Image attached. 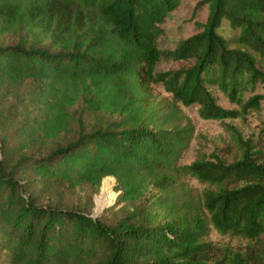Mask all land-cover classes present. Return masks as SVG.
I'll return each mask as SVG.
<instances>
[{
    "label": "trees",
    "instance_id": "1",
    "mask_svg": "<svg viewBox=\"0 0 264 264\" xmlns=\"http://www.w3.org/2000/svg\"><path fill=\"white\" fill-rule=\"evenodd\" d=\"M183 1L0 0V36L15 37L0 44V88L37 85L29 99L43 140L79 126L40 156L0 138V251L10 264H223L207 263L211 228L264 235V160L250 140L229 127L232 161L212 152L181 164L194 135L181 106L219 121L260 110L263 96L244 95L264 84V0L198 2L205 22L167 54L183 68L157 73L161 26ZM224 24L233 36L219 32ZM157 84L170 99L153 97ZM211 88L239 110L220 107ZM77 103L91 126L74 120ZM107 177L119 195L100 216L55 196L98 192ZM188 177L209 189L196 194Z\"/></svg>",
    "mask_w": 264,
    "mask_h": 264
},
{
    "label": "rangeland",
    "instance_id": "2",
    "mask_svg": "<svg viewBox=\"0 0 264 264\" xmlns=\"http://www.w3.org/2000/svg\"><path fill=\"white\" fill-rule=\"evenodd\" d=\"M200 1H183L175 11L168 15L165 23L161 26V34L157 44L163 55L156 68L157 73L176 72L183 68L184 63L175 62L167 54L172 52L180 41L195 34L199 30L198 24L205 22L208 8L207 5L197 7ZM219 32L226 38L233 36L226 24L222 26ZM9 39L15 40V37L0 36V44L8 43ZM262 65L264 68V60ZM32 87L37 88V85L26 81L16 90L0 88V138L6 135L10 138L12 146L24 145L28 153L33 156H40L56 143L61 144L73 140L79 126L77 122H74L71 128L58 138L43 140V134L39 128L42 118L35 104L29 99V91L33 90ZM152 90L156 100L170 99V95L161 84L153 86ZM210 90L220 107L227 110H239V107L230 103L217 88ZM253 95L264 97V84H258L253 91L246 93L244 100ZM181 109L194 126L193 139L181 159L182 165H188L204 154L208 155L212 152H216L228 162L237 157V146L233 134L228 129L229 127L236 129L243 139L250 140L262 152V159L264 160V99L259 111L251 110L242 117L224 121L201 119L198 116L197 105L181 106ZM71 112L74 115V120L82 122L86 127L91 126L94 122L86 110L84 113H80L79 103L74 106ZM86 127L85 129H87ZM112 181L109 183V191L106 196L101 195V187L98 192L93 193L91 188L86 185L78 186L74 190L63 189L56 192L55 196H59L61 202L70 208H87L90 210L91 216L97 217L116 203L119 193L114 191L115 179L112 178ZM185 181L196 194L209 189L207 185L201 184L192 177L186 178ZM206 242L210 244L208 251L210 260L207 263L219 261L223 264H232L234 258L240 256V258H247L249 264H253V262L263 258L261 250L264 248V235L258 240L247 241L232 234L221 235L211 228ZM0 264H10L9 256L4 251H0Z\"/></svg>",
    "mask_w": 264,
    "mask_h": 264
},
{
    "label": "bare ground",
    "instance_id": "3",
    "mask_svg": "<svg viewBox=\"0 0 264 264\" xmlns=\"http://www.w3.org/2000/svg\"><path fill=\"white\" fill-rule=\"evenodd\" d=\"M112 178L111 177H107L104 179L102 186H101V195L102 196H106L108 195V191H109V183H112Z\"/></svg>",
    "mask_w": 264,
    "mask_h": 264
}]
</instances>
